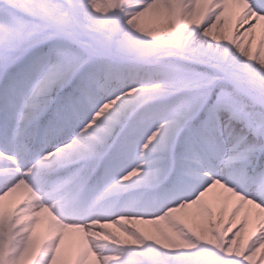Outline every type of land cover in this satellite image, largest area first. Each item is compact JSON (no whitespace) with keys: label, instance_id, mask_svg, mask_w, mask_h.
I'll return each instance as SVG.
<instances>
[{"label":"snow or ice","instance_id":"snow-or-ice-1","mask_svg":"<svg viewBox=\"0 0 264 264\" xmlns=\"http://www.w3.org/2000/svg\"><path fill=\"white\" fill-rule=\"evenodd\" d=\"M258 29L264 0H0V264H264Z\"/></svg>","mask_w":264,"mask_h":264},{"label":"rangeland","instance_id":"rangeland-1","mask_svg":"<svg viewBox=\"0 0 264 264\" xmlns=\"http://www.w3.org/2000/svg\"><path fill=\"white\" fill-rule=\"evenodd\" d=\"M264 34V30L262 29H258L257 32L255 33V39L253 42V52L255 53L256 49L258 48V43H259V39L261 37V35ZM41 232H43L44 235V226L41 225L38 229H37V234L39 235Z\"/></svg>","mask_w":264,"mask_h":264}]
</instances>
